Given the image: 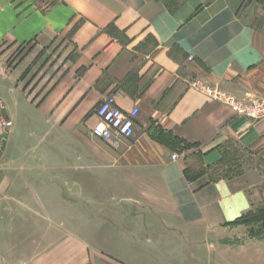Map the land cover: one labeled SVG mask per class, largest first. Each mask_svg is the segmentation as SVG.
Wrapping results in <instances>:
<instances>
[{
  "label": "crops",
  "instance_id": "crops-1",
  "mask_svg": "<svg viewBox=\"0 0 264 264\" xmlns=\"http://www.w3.org/2000/svg\"><path fill=\"white\" fill-rule=\"evenodd\" d=\"M258 7L0 0V264H264L235 225L264 208V118L189 86L264 97ZM110 95L138 109L117 149L91 135Z\"/></svg>",
  "mask_w": 264,
  "mask_h": 264
},
{
  "label": "built area",
  "instance_id": "built-area-1",
  "mask_svg": "<svg viewBox=\"0 0 264 264\" xmlns=\"http://www.w3.org/2000/svg\"><path fill=\"white\" fill-rule=\"evenodd\" d=\"M188 60L191 61L192 57H189ZM189 86L214 100L228 105L231 111L238 117L253 121L264 118V97H249L244 100H237L224 92L210 88L198 80H193L189 83ZM2 109L3 103L0 100V113ZM95 114L97 116V123L91 130V135L94 138L108 143L117 149L123 142L129 140L134 135L138 109L132 108L129 111H123L117 105L113 95L107 96L101 101ZM0 123L5 128L11 126V122L5 121L3 118L0 119ZM185 156V151H178L170 156V160L177 162ZM205 182H208V179H205ZM197 188H199L198 185Z\"/></svg>",
  "mask_w": 264,
  "mask_h": 264
},
{
  "label": "trees",
  "instance_id": "trees-1",
  "mask_svg": "<svg viewBox=\"0 0 264 264\" xmlns=\"http://www.w3.org/2000/svg\"><path fill=\"white\" fill-rule=\"evenodd\" d=\"M208 179V182L211 181V178L206 177ZM208 182H205L206 184ZM201 185H198L200 187ZM236 224H245V225H251L254 226H260V229L249 231L250 234H253L254 237L260 238L264 235V208L258 209L255 212H250L244 217L238 219L235 221ZM257 228V227H256Z\"/></svg>",
  "mask_w": 264,
  "mask_h": 264
},
{
  "label": "rangeland",
  "instance_id": "rangeland-1",
  "mask_svg": "<svg viewBox=\"0 0 264 264\" xmlns=\"http://www.w3.org/2000/svg\"><path fill=\"white\" fill-rule=\"evenodd\" d=\"M253 26L258 30H262V32H264V0H259V7L256 17L253 21ZM236 225H242L243 227H245L244 229H245L246 237H251V238H254L253 236L254 233L250 234L249 231L254 232V230L260 229V226H254L253 224L251 225L236 224Z\"/></svg>",
  "mask_w": 264,
  "mask_h": 264
}]
</instances>
